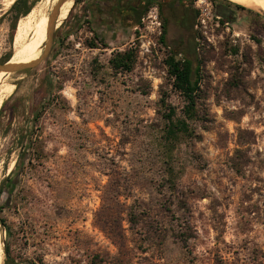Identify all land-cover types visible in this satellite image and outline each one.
Instances as JSON below:
<instances>
[{
  "label": "rangeland",
  "instance_id": "1",
  "mask_svg": "<svg viewBox=\"0 0 264 264\" xmlns=\"http://www.w3.org/2000/svg\"><path fill=\"white\" fill-rule=\"evenodd\" d=\"M12 1L0 0V61L14 58L34 36L18 44V33L50 19L61 0H37L15 30ZM69 1L48 59L0 87L1 189L9 191L34 130L16 195L2 197L3 264H264V14L188 0L200 12L195 33L175 7L165 15L166 43L153 28L93 48L92 33H65L79 17ZM126 51L134 68L116 72L110 61ZM173 53L201 63L193 120L168 72ZM162 100L191 136L167 144Z\"/></svg>",
  "mask_w": 264,
  "mask_h": 264
},
{
  "label": "trees",
  "instance_id": "2",
  "mask_svg": "<svg viewBox=\"0 0 264 264\" xmlns=\"http://www.w3.org/2000/svg\"><path fill=\"white\" fill-rule=\"evenodd\" d=\"M213 2H228L226 0H211ZM37 0H17L14 5L12 6L11 10L9 11V14L12 16V29L15 30L17 27V23L22 17H25L31 13L34 6L36 5ZM177 3V8H184V0H175ZM150 7V6H149ZM149 7L147 8L146 12L148 11ZM162 11V10H161ZM185 11V15L182 19V26H190V29L193 30L196 20L199 17V11L197 10H191L188 12ZM145 12V13H146ZM33 12L30 14L32 15ZM162 19L164 23V32L162 35V42L166 43L167 35L169 33L168 26H169V20L162 12ZM140 22V19L134 23L138 24ZM184 28V27H183ZM91 47H97V45L93 42L90 43ZM181 53H173L171 55L166 63L168 66V72L170 77L173 80V87L176 91L181 93V95L185 98L187 102V107L184 111L185 117L187 120H193L198 116V92L200 90V83L202 80V69H201V63L199 61L197 67L195 68L193 65V62L189 59H179V55ZM11 55H6L1 61L0 64L4 65L7 62L10 61ZM135 53L132 51H126L125 53H118L110 62L113 67V69L118 72L121 71H132L135 64ZM47 86H49L48 79L45 82ZM45 85V86H46ZM51 91V90H50ZM43 103H41L42 105ZM163 107L165 109V113L163 115V119L167 122L166 131H165V140L167 141L168 145H172L174 142H176L178 139L181 138V136H191L193 132L191 131L190 125L187 120H178L175 121L176 116V109L173 108L171 105L167 104L165 100H162ZM36 107V110L32 114V123L36 124V122L40 118V112L42 109V106ZM4 112V107L0 111V117L2 113ZM34 130H29L27 133V136L24 137V143L26 145V149L21 156L20 161L17 163L16 168L12 171L11 178H13L17 173H19L20 169L24 168L27 161L30 157V151L32 149V134ZM173 176V173H171V177ZM11 184L9 186V193L11 194V197L13 198V195L18 187L13 186L12 180ZM20 181V178H19ZM171 184L174 186L176 185L175 181L170 179ZM19 186V185H18ZM4 209V206L0 205V214L2 213V210ZM136 215L131 214V218L135 217ZM7 251V250H6Z\"/></svg>",
  "mask_w": 264,
  "mask_h": 264
},
{
  "label": "flooded vegetation",
  "instance_id": "3",
  "mask_svg": "<svg viewBox=\"0 0 264 264\" xmlns=\"http://www.w3.org/2000/svg\"><path fill=\"white\" fill-rule=\"evenodd\" d=\"M184 2L183 17L185 15L184 10L188 12L194 10L192 5H186L188 0H184ZM153 5H156L159 9L161 16L162 12L166 15L168 10L170 11L176 6H179L175 0H77L76 6L79 7V10H77L79 11V17L73 23H70L69 29L65 33H92L93 39L91 42H94L97 47H106L113 43H124L126 45L130 33L142 24L149 10L155 7ZM148 7L149 9L146 12ZM71 8L72 5L70 10ZM221 9L226 11L229 10V7L222 6ZM139 19L140 22L134 25ZM183 27L184 29L192 31L190 26L183 25ZM196 27L197 23H195L193 28L194 33L195 29H197ZM39 56L40 53L37 54L33 61H37ZM19 178V173L13 177V186L18 187L20 182ZM5 193L8 199H12L8 189L3 188L1 189V204L2 197ZM15 195L16 191L13 196Z\"/></svg>",
  "mask_w": 264,
  "mask_h": 264
},
{
  "label": "bare ground",
  "instance_id": "4",
  "mask_svg": "<svg viewBox=\"0 0 264 264\" xmlns=\"http://www.w3.org/2000/svg\"><path fill=\"white\" fill-rule=\"evenodd\" d=\"M229 1H232L235 4H238L240 6H243V7L249 8V9L261 11L264 14V0H229ZM14 3H15V0H13L11 2V5H13ZM72 3H73L72 1L67 2L66 4L63 5V7L58 12V15H57L59 18L58 19V26L61 25V23L63 21H65V19L67 18V15L70 11V7H71ZM41 16H42V14H41ZM35 18H34V20H36ZM49 20H50L49 17L44 16L39 23L37 22L35 27H33L32 25H30L28 23L18 33L17 41H16L18 44L23 43V41L25 40V37H27V35L31 31L34 32V36H33L32 40L30 39L31 40L30 42L25 43L22 47H20L21 49L19 48L20 51L16 54V56L14 58H12L10 60L11 65L24 64L26 57H28L31 54L37 53V52H40V54L42 55L44 45L47 41ZM41 55L39 56L38 59L41 58ZM9 74L10 73H7L5 71L0 70V87H3L4 80L6 79V77H8ZM8 87H9L8 88L9 91H12L15 88V86H13V85L8 86ZM0 92L1 93L3 92V88H1ZM1 107H2V102H0V109H1ZM3 260H4L3 247H2V242L0 241V264H3Z\"/></svg>",
  "mask_w": 264,
  "mask_h": 264
},
{
  "label": "water",
  "instance_id": "5",
  "mask_svg": "<svg viewBox=\"0 0 264 264\" xmlns=\"http://www.w3.org/2000/svg\"><path fill=\"white\" fill-rule=\"evenodd\" d=\"M64 1L65 0L60 1V3L55 8V10H54V12H53V14L49 20L47 41L44 45V48H45L44 55L40 59H38L37 61H34L32 63H29V64L11 65L10 61L4 65L0 64V70L1 71H5L7 73H18V72L27 71L29 69L36 68L37 66H39L41 63H43L44 61H46L48 59V57L50 56V54L53 50L54 33H55V30L57 29V24H56L57 15H58V12L60 11L61 6L63 5ZM0 198H1V183H0ZM0 205H1V203H0Z\"/></svg>",
  "mask_w": 264,
  "mask_h": 264
},
{
  "label": "built area",
  "instance_id": "6",
  "mask_svg": "<svg viewBox=\"0 0 264 264\" xmlns=\"http://www.w3.org/2000/svg\"><path fill=\"white\" fill-rule=\"evenodd\" d=\"M156 28L155 30L159 31V33H163V20L160 15L159 9L157 7H153L149 10L148 14L144 17L142 24L136 27L135 31H139L140 33H145L146 30ZM197 29L199 28V23L197 24Z\"/></svg>",
  "mask_w": 264,
  "mask_h": 264
}]
</instances>
